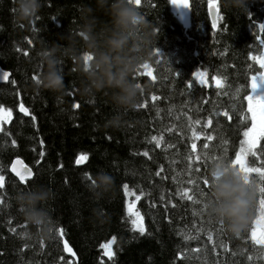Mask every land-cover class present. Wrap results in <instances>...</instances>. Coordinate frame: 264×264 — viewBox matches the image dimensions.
Returning <instances> with one entry per match:
<instances>
[{
	"label": "trees",
	"instance_id": "trees-1",
	"mask_svg": "<svg viewBox=\"0 0 264 264\" xmlns=\"http://www.w3.org/2000/svg\"><path fill=\"white\" fill-rule=\"evenodd\" d=\"M190 1V24L185 26L170 0H141L140 10L149 22L153 43L144 63L148 67L139 68L135 78L141 85H149L139 103L146 101L147 106L127 110L114 106L104 92L82 97L72 60L62 65L67 86L64 95L36 86L44 67L40 60L43 46L66 43L60 37L76 24L81 0H45L38 16L29 21L17 19L16 0H0V67L11 73L9 83L0 85V108L12 111L10 120L0 113V169L6 177L0 196L4 200L0 205V264H264V250L250 238L258 213L254 211L249 228L235 236L206 211L201 213L202 205L176 194L185 186L195 187L187 184L188 179L204 188L202 179L217 161L213 157L229 161L239 151L243 123L250 126V120H240L247 111L244 97L251 94L252 76L264 71L252 59L264 54V46L256 39H264L259 31V24H264V0H247L243 12L220 4L223 18L217 30L212 28L207 0ZM195 70L206 73L203 79L207 83H195L188 89L186 81L194 79ZM214 76L221 81L219 87ZM21 103L29 108L28 116L20 113ZM117 112L123 114L121 125L106 127ZM197 119L200 124L192 123ZM193 131L199 136L195 141ZM209 135L212 140L207 139ZM152 136L163 137L160 147L151 141ZM40 140L44 141L43 158L39 156ZM193 142L195 153H191ZM145 151L148 156L143 155ZM256 151V157L248 156V163L262 167L264 140ZM82 153L88 160L77 165L75 160ZM190 153L201 157L191 173ZM16 158L35 173L30 188L44 185L55 194L46 205L55 224L51 238L39 236L22 215L16 195L29 187L10 173ZM196 167L199 173L194 171ZM99 172L114 177L115 186L97 196L88 177L95 179ZM250 179L260 184L258 174ZM125 183L134 195L125 194ZM140 190L144 195L137 201ZM258 199L259 192L256 207ZM129 201L144 217V235L131 225ZM60 227L65 229L63 239L76 252L77 261L63 251ZM209 232L212 241L207 239ZM181 233L196 238L185 240ZM113 236L116 255L109 260L101 245Z\"/></svg>",
	"mask_w": 264,
	"mask_h": 264
},
{
	"label": "clouds",
	"instance_id": "clouds-1",
	"mask_svg": "<svg viewBox=\"0 0 264 264\" xmlns=\"http://www.w3.org/2000/svg\"><path fill=\"white\" fill-rule=\"evenodd\" d=\"M45 0H16V17L29 21L38 16ZM225 9L246 10L247 0H220ZM78 19L68 33L60 37L66 43H45L40 52L43 70L36 86L60 95L67 91L62 65L66 60L76 64L79 94L91 97L104 92L118 109H135L149 89L135 78L140 66L150 56L153 43L148 21L135 0H81ZM123 114L112 115L106 127L118 128ZM209 190L205 197L206 214L227 232L240 236L253 218L257 202L256 182L246 183L239 170L227 159L214 161L208 169ZM107 172L95 177L96 195L114 188ZM54 192L44 185H35L16 195V201L27 223L45 239L54 235V220L46 206ZM102 219V217H100Z\"/></svg>",
	"mask_w": 264,
	"mask_h": 264
},
{
	"label": "snow or ice",
	"instance_id": "snow-or-ice-1",
	"mask_svg": "<svg viewBox=\"0 0 264 264\" xmlns=\"http://www.w3.org/2000/svg\"><path fill=\"white\" fill-rule=\"evenodd\" d=\"M136 5L138 7L141 6V0H135ZM171 4L178 7V8H190L189 0H170ZM155 7V5H153ZM207 9L209 15L212 17V28L217 27V22L222 19L223 17L220 16V0H207ZM259 31L261 33H264V24H259ZM257 40H259L260 45L264 46V39H261L259 36L256 37ZM32 41L29 40V43ZM254 60H258L259 66L261 69H264V54H262L260 57H252ZM147 64H142L140 68H147ZM206 73L201 72L199 70H195L192 73L193 80L186 81V86L188 89H193L195 83H198L200 85H206V80L203 79L204 75ZM147 75L149 77L153 76L152 72H148ZM177 76H182L180 72L176 73ZM0 78L7 80L8 79V73L3 72L0 73ZM213 80H215L217 87L220 86L221 81L218 77H212ZM251 83V94H248L244 97V99L247 100V111L241 113L240 120L241 122L249 121L250 120V126H248L247 123H243L244 131H243V137L244 139L239 141V151L235 152L234 159H230V163L233 167L237 168L239 172L242 174L245 182L247 183L250 179V176L255 173L258 174V178L260 181V184L257 185L258 192H259V199H258V207L255 206L254 211L257 214L256 219L253 221V225L250 228V238L254 245H259L262 250H264V166L262 167H255L250 166L248 163V156L251 155L252 157L257 156L258 147H260V142L264 140V71L258 72L257 75H253ZM237 92H239V89H237ZM153 100H156L157 97L153 96ZM147 106V102L139 104L137 107L144 108ZM74 107H79V104L74 105ZM19 111L24 113L25 115H29V108L25 107L23 103L19 106ZM0 113H3V118L6 120H10L12 116L11 109L5 110L3 108H0ZM217 115H220L217 113ZM224 116H227L228 119H232L231 116H228V113H223ZM191 119V118H189ZM36 117L32 116V121L35 122ZM194 124H200L201 121L199 119L193 121ZM212 121L208 120L207 124L211 125ZM171 131V129H169ZM193 139H199V136L195 131L192 132ZM208 140H212L213 137L211 135L207 136ZM163 140V137H160L159 139L157 136H152L151 141H156V147H160V142ZM16 141L13 140L12 144L15 145ZM41 146V151L39 153V156L41 158L44 157L45 153L43 151V145L44 141H39ZM202 147L204 149H208L209 145L207 143H203ZM197 150V145L195 142L191 143V153H195ZM225 152H227V149H225ZM191 153L188 156V169L191 173L193 170V164L195 162H198L201 160L200 155H191ZM144 156H148L149 153L145 151L143 153ZM214 160L222 159V157H213ZM88 160V156L86 154H80V156L75 160V163L77 165L81 164L82 162H85ZM20 163L19 160H17L15 163L11 166V171L15 173V176L19 178V181L21 184H24L26 187H29L34 180L35 173L32 168L25 165L22 170L18 169L16 167V164ZM39 163V161H37ZM62 167V165H61ZM163 171V168L160 169L159 172L156 173V175H160V172ZM196 173H199L201 170L199 167H196L194 169ZM3 173V169H0V196H2L3 190L6 187V177ZM89 180L93 185H95V179H93L91 176L88 177ZM188 185H195L193 188H189L187 186L178 189L177 195H179L182 199L187 198L188 201H192L194 204L202 205V208L200 209V212L206 210V205L204 203L205 197L209 190V179L208 177H204L202 179V184L205 186L202 188L200 184L196 183L193 179L187 180ZM14 186V185H13ZM123 189L125 191L126 195H134V193L130 190L129 184L125 183L123 184ZM207 189V190H205ZM191 193V194H190ZM144 195L143 190H140V195L136 196V200H140L141 196ZM195 197V199H194ZM163 199V197H161ZM4 203L3 199H0V205ZM135 204L129 203L127 206V212L129 215V219L131 222V225L133 226V229L138 232L140 235H144L146 233V227L144 224V217L141 215L139 210H134ZM196 215V213H194ZM221 225V224H220ZM222 226V225H221ZM219 231H222V228L218 229ZM58 234L59 238L63 242V251L70 253L72 257H76V252L73 250L72 247L69 246V243L67 240H64V234L65 229L63 227L58 228ZM247 234V233H246ZM23 235H27L24 233ZM183 235V233H181ZM183 238L185 240H191L195 239L196 237L183 235ZM207 239L209 241H212L213 235L211 232L208 233ZM116 237L113 236L112 239L106 243L102 244L101 247L105 249L104 255L108 257L109 260H113L116 253L112 250V245L115 244ZM221 247H224L223 244H221ZM196 251H199L198 249ZM235 255V253H233ZM61 260L64 259L63 256L60 257ZM253 257L251 255L247 256V260L251 261Z\"/></svg>",
	"mask_w": 264,
	"mask_h": 264
},
{
	"label": "water",
	"instance_id": "water-1",
	"mask_svg": "<svg viewBox=\"0 0 264 264\" xmlns=\"http://www.w3.org/2000/svg\"><path fill=\"white\" fill-rule=\"evenodd\" d=\"M189 3H190V6H191V1L189 0ZM178 8V7H177ZM179 9V11H180V13H181V15H182V18H183V20L185 21V25H189L190 24V16H189V10H190V8H178ZM208 15H209V13H208ZM209 17H210V20H211V22H212V17H211V15H209ZM215 30H217L218 29V22H217V27L216 28H214ZM3 72H7L8 73V79L7 80H4V79H2V78H0V85H6V84H8L9 83V81H10V77H11V73L10 72H8V71H6V70H4V69H2L1 67H0V73H3ZM21 114H23V115H25L24 113H22V112H20ZM26 116H28V115H26ZM17 160H19L20 161V163H17L16 164V167L18 168V169H20V170H22L23 169V167L25 166V165H27L22 159H20V158H16L13 162H12V164L13 163H15ZM12 164H11V166H12ZM79 165H82V163L81 164H79ZM11 166H10V172H11V174H12V176L15 178V179H17L18 181H19V178L18 177H16L15 176V173H13L12 171H11ZM28 166V165H27ZM29 167V166H28ZM20 182V181H19ZM21 184V183H20ZM22 185H24V184H22ZM70 246V245H69ZM65 254H66V256L67 257H69V258H71V259H73V260H75V261H77V256L76 257H72V255L70 254V253H67V252H65Z\"/></svg>",
	"mask_w": 264,
	"mask_h": 264
},
{
	"label": "rangeland",
	"instance_id": "rangeland-1",
	"mask_svg": "<svg viewBox=\"0 0 264 264\" xmlns=\"http://www.w3.org/2000/svg\"><path fill=\"white\" fill-rule=\"evenodd\" d=\"M173 8H174V10L176 11V13L179 15L180 19L182 20V15H181L179 9H178L176 6H174V5H173ZM1 121H2V118H1V116H0V122H1ZM129 203H133V201H129Z\"/></svg>",
	"mask_w": 264,
	"mask_h": 264
},
{
	"label": "bare ground",
	"instance_id": "bare-ground-1",
	"mask_svg": "<svg viewBox=\"0 0 264 264\" xmlns=\"http://www.w3.org/2000/svg\"><path fill=\"white\" fill-rule=\"evenodd\" d=\"M2 117V116H1Z\"/></svg>",
	"mask_w": 264,
	"mask_h": 264
}]
</instances>
